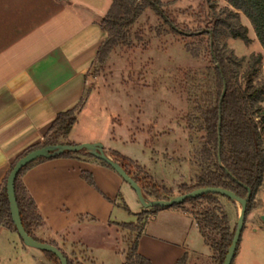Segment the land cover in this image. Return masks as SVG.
I'll use <instances>...</instances> for the list:
<instances>
[{
    "label": "crops",
    "instance_id": "crops-1",
    "mask_svg": "<svg viewBox=\"0 0 264 264\" xmlns=\"http://www.w3.org/2000/svg\"><path fill=\"white\" fill-rule=\"evenodd\" d=\"M111 5L112 0H0V186L22 156L44 143L58 114L81 106L90 85L95 90L84 102L67 141L74 146L101 144L113 160L111 153L119 151L105 140L133 136L120 122L118 133L108 129L96 135L75 132L79 117L97 110L100 76L90 80L89 74L108 37L101 24ZM121 48L117 51L122 52ZM114 123L111 120L109 125ZM188 141L190 155V137ZM88 155L81 152L80 156L38 161L20 177L43 219L44 239L34 235L70 261L79 248L99 254L102 264H124L126 254L118 253L124 238L120 225L125 224L120 205L124 195L133 192L113 169ZM83 173L92 175L95 187L84 180ZM199 175L191 171V186ZM179 190L178 185L174 198L181 195ZM196 233L200 234L197 223L186 208L163 209L147 218L138 254L150 264H179L184 256L189 258L188 244ZM0 235L13 240L10 250L20 254L21 262L54 264L42 252L14 242L17 233L12 230L0 226Z\"/></svg>",
    "mask_w": 264,
    "mask_h": 264
},
{
    "label": "rangeland",
    "instance_id": "rangeland-1",
    "mask_svg": "<svg viewBox=\"0 0 264 264\" xmlns=\"http://www.w3.org/2000/svg\"><path fill=\"white\" fill-rule=\"evenodd\" d=\"M160 1L165 6L164 12L171 22L181 30L194 34L213 25L210 17L211 8L218 13L221 9L229 7L227 0ZM241 21L249 30L251 43L245 45L241 40L231 38L224 39L223 42L239 58L248 60L252 54L263 57V67L255 79V83H258L264 80V49L258 42L250 22L242 14ZM136 24L138 25L132 29L129 44L121 46L122 52L115 49L104 68L96 61L90 70V80L100 76L101 84L97 87V92L100 93L94 103L96 104L94 109L97 110L91 114L83 113L79 117L80 127H77L75 132L96 135L108 129L110 132L118 133L121 132V127L117 125L120 122L126 129L132 130L133 136L122 135L123 139L117 138L113 141L108 139L105 140L106 144L116 152L119 151L118 154L120 153L122 157L129 158L139 169L145 170L155 184L174 193L178 185L180 188L191 187L192 170L201 175L208 167L214 169V160H207L202 153L205 141L204 133L199 132L200 125L197 122L198 115L195 110L197 97L189 94L188 85L189 75L204 84L206 70L211 66L208 38L199 35L194 37L174 35L163 19L151 9L146 10ZM186 46L191 47L198 55L188 53ZM90 86L86 90L83 102L89 93L95 90L94 86ZM262 106L264 107V103ZM111 120H116V124L109 125ZM188 136L191 140L190 155ZM129 188L133 193L124 195V201L121 200L120 205L125 214L123 222L137 224V214L143 206L133 189ZM146 200L150 201L147 198ZM218 201L229 217L231 230H234L241 206L223 198H219ZM206 206H208L206 201L194 205L197 211ZM185 208L189 211L193 206L188 204ZM152 210L145 209L148 212ZM262 216L264 182L251 203L234 264H264ZM44 232V229L41 231L39 229L35 231V235L44 239ZM123 232L124 238L118 246L120 254L127 253L128 238L131 236L128 231ZM17 236L18 234L14 237V242L21 244L22 241ZM9 245L14 247L13 240L0 235L1 264H33L31 259L21 262L20 254L12 253ZM188 247L189 258L182 264H216L215 254L205 245L199 233L192 237ZM98 255L91 251L84 253L76 248L71 262L102 264Z\"/></svg>",
    "mask_w": 264,
    "mask_h": 264
},
{
    "label": "trees",
    "instance_id": "trees-1",
    "mask_svg": "<svg viewBox=\"0 0 264 264\" xmlns=\"http://www.w3.org/2000/svg\"><path fill=\"white\" fill-rule=\"evenodd\" d=\"M227 3L229 7L221 9L218 13L211 8L210 17L213 25L204 30H198L199 32L194 34L181 30L179 26L171 22L160 0H112L111 8L101 24L102 30L108 34V37L99 48L96 61L101 68H104L115 49L128 45L132 38L133 27L148 9L161 17L176 36L199 35L208 38L207 46L211 55V66L206 70L204 84L199 83L196 77L189 75L188 85L190 86L189 94L197 97L195 101L197 122L200 125L199 132L204 133L205 141L202 153L207 160H214V169L208 167L209 169L207 168L197 177L193 186L181 187L179 193L186 195L199 189L220 188L235 193L239 198L246 199L250 191L248 216L251 203L264 182V107L262 106L264 80L255 83L263 67V57L252 54L248 60L239 58L228 49L223 40L231 38L241 40L245 45L251 43L249 30L241 21L242 14L250 22L258 42L264 49V0H227ZM185 49L192 55H198L189 46ZM83 106L84 102L78 109L58 114L44 143L32 148L24 156L45 147L73 146L67 139L78 123V116ZM80 155L81 153L66 152L55 158ZM88 156L93 158L91 155ZM111 157L141 188L144 197H153L157 201L174 199L173 192L155 184L145 170L139 169L132 161L117 153H111ZM43 160L45 159L38 161ZM36 162L24 168L18 175L15 182V195L25 231L34 240L44 243L34 235L35 231L43 227V219L20 180L27 169ZM101 163L111 168L104 162ZM82 176L90 186L95 187L92 175L83 173ZM7 178L0 186V226L17 233L10 214L6 190ZM219 198L223 197L206 195L188 200L180 207L185 208L188 204L193 206V209L188 212L196 221L206 246L215 254L216 264H223L234 239L236 228L231 230L229 217L220 205ZM200 201L208 202V206L197 211L194 205ZM163 209L165 208H154L151 212H142L138 215L137 224L120 225L123 231H128L131 235L128 238L129 245L124 264H150L149 260L138 254V240L144 231L149 215ZM43 253L54 264H60L54 255ZM65 257L68 264H71L69 258ZM186 260L187 255L179 264Z\"/></svg>",
    "mask_w": 264,
    "mask_h": 264
},
{
    "label": "water",
    "instance_id": "water-1",
    "mask_svg": "<svg viewBox=\"0 0 264 264\" xmlns=\"http://www.w3.org/2000/svg\"><path fill=\"white\" fill-rule=\"evenodd\" d=\"M81 153L86 152L91 155L93 158L99 160L100 162H104L108 166H110L123 180L126 182L136 193L139 202L143 206L144 209H154V208H171L174 206H180L188 200H194L201 198L206 195H216L230 200L231 202L238 203L241 206V212L239 215V219L236 226V232L232 244L228 250L225 261L223 264H233L238 252V246L242 240V235L245 229V223L247 218L248 205L251 198V192H248V196L246 199H242L237 197V195L231 191L224 189H214V188H206L195 190L190 194L178 196L170 201H147L142 193L141 188L127 175V173L122 169V167L111 158H109L105 152L104 148L101 144H82L76 146H52L45 147L36 151H33L26 156L22 157L14 166L11 173L9 174L6 182V190L7 197L10 205V214L12 222L17 230V234L21 239L22 243L28 247L41 252H47L54 255L60 262V264H68V261L65 255L61 250L56 248L53 245L47 243H41L34 240L32 237L28 235L25 231L19 207L16 200L15 195V182L17 180L20 172L29 166L30 164L40 160V159H52L63 153ZM261 220L264 222V216H262Z\"/></svg>",
    "mask_w": 264,
    "mask_h": 264
}]
</instances>
